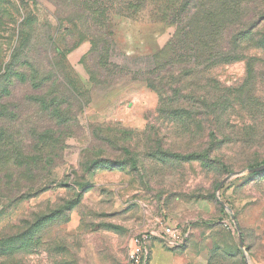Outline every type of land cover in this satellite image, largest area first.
<instances>
[{
    "label": "rangeland",
    "instance_id": "374dc122",
    "mask_svg": "<svg viewBox=\"0 0 264 264\" xmlns=\"http://www.w3.org/2000/svg\"><path fill=\"white\" fill-rule=\"evenodd\" d=\"M263 17L264 0H0V66L19 48L82 105L46 188L0 200V234H28L16 260L125 264L171 221L184 264H264Z\"/></svg>",
    "mask_w": 264,
    "mask_h": 264
},
{
    "label": "trees",
    "instance_id": "16d2710c",
    "mask_svg": "<svg viewBox=\"0 0 264 264\" xmlns=\"http://www.w3.org/2000/svg\"><path fill=\"white\" fill-rule=\"evenodd\" d=\"M177 6L183 7L173 4L171 8L175 10ZM191 10L192 5L189 13ZM184 21L182 16L165 18L169 25L183 26ZM240 26L244 30L248 28L244 24ZM256 26L264 30V17L249 30L254 32ZM22 54L18 48L10 61L0 66V168L5 169L0 177V190L7 192L0 194V200L7 201L26 194L27 188H46L48 176L62 162L65 141L72 138L73 130L78 128L77 114L82 110L61 68L42 75L38 69L19 61ZM31 115L35 125L28 127L27 119ZM263 165L264 162L260 166ZM252 169L254 167L250 166L249 170ZM44 221L39 218L30 233L38 234ZM10 229L7 226L0 234V264H23L15 255L25 253L28 234Z\"/></svg>",
    "mask_w": 264,
    "mask_h": 264
},
{
    "label": "built area",
    "instance_id": "2783aa9c",
    "mask_svg": "<svg viewBox=\"0 0 264 264\" xmlns=\"http://www.w3.org/2000/svg\"><path fill=\"white\" fill-rule=\"evenodd\" d=\"M160 238L169 249H176L184 245L185 237L183 232L173 225L164 223L160 228ZM151 237L144 234L135 235L129 246L125 264H147L149 259V245Z\"/></svg>",
    "mask_w": 264,
    "mask_h": 264
},
{
    "label": "crops",
    "instance_id": "0c3cea01",
    "mask_svg": "<svg viewBox=\"0 0 264 264\" xmlns=\"http://www.w3.org/2000/svg\"><path fill=\"white\" fill-rule=\"evenodd\" d=\"M164 223L177 227V225L171 221ZM166 248L167 247L164 245L163 239L159 238L158 240H154V242L152 241L149 245V259L147 264H184L182 256L173 254L172 252L167 251Z\"/></svg>",
    "mask_w": 264,
    "mask_h": 264
},
{
    "label": "water",
    "instance_id": "95a60500",
    "mask_svg": "<svg viewBox=\"0 0 264 264\" xmlns=\"http://www.w3.org/2000/svg\"><path fill=\"white\" fill-rule=\"evenodd\" d=\"M263 171H264V165H263V166H260V167H257V168H254V169H252V170H249L248 172H249V173H252V174H255V173H259V172H263ZM239 174H241V173H234V174H232V175H229V176L226 177L225 179H223V180L221 181V183L219 184L218 188H217V194L220 193V191H221L223 185H224L227 181H229L230 179H232L233 177H235V176H237V175H239ZM216 201L218 202V204H219L223 209H225V210H227V211H229V212L231 213V210L228 208V206H227L224 202H222V201L219 199V197L216 198ZM231 219H232V221L235 223V218H234V216H233L232 214H231ZM236 228H237V226H236ZM237 236H238L239 245H240L241 247H243V244H244V243H243V240H242V235H241V233H240V231H239L238 229H237ZM245 262L247 263L248 260L245 259Z\"/></svg>",
    "mask_w": 264,
    "mask_h": 264
}]
</instances>
